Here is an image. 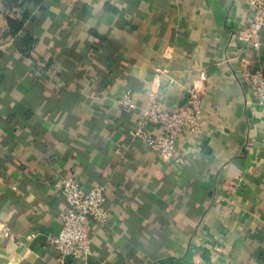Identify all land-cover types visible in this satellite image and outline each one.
I'll list each match as a JSON object with an SVG mask.
<instances>
[{
    "label": "crops",
    "instance_id": "0c3cea01",
    "mask_svg": "<svg viewBox=\"0 0 264 264\" xmlns=\"http://www.w3.org/2000/svg\"><path fill=\"white\" fill-rule=\"evenodd\" d=\"M1 11L0 264H264V104L244 82L264 70V31L249 36L247 0L27 2L29 55ZM194 87L203 129L162 159L135 123ZM62 178L105 186L111 217L91 224L87 259L48 240Z\"/></svg>",
    "mask_w": 264,
    "mask_h": 264
},
{
    "label": "built area",
    "instance_id": "2783aa9c",
    "mask_svg": "<svg viewBox=\"0 0 264 264\" xmlns=\"http://www.w3.org/2000/svg\"><path fill=\"white\" fill-rule=\"evenodd\" d=\"M253 8V18L249 24V36L258 40L264 31V0H247ZM1 5V0H0ZM201 77L205 73L201 72ZM244 82L248 84L264 104V70L245 71ZM125 109L135 110L137 104L128 89L120 98ZM157 123L161 126L158 132H149L148 126ZM204 126L203 100L198 90L189 89L187 102L172 109L161 108L150 104L143 109L134 126V137L147 144L162 159H171L177 154L179 139L185 133L197 136ZM65 197V208L60 213L61 227L58 232L48 237L62 255H72L82 259L93 253L90 238L91 224L107 223L111 211L106 206L105 186L98 184L84 191L80 182L72 178H62L55 183Z\"/></svg>",
    "mask_w": 264,
    "mask_h": 264
},
{
    "label": "trees",
    "instance_id": "16d2710c",
    "mask_svg": "<svg viewBox=\"0 0 264 264\" xmlns=\"http://www.w3.org/2000/svg\"><path fill=\"white\" fill-rule=\"evenodd\" d=\"M27 2L40 4L42 0H1V12L6 18L9 32L14 37L16 47L22 53L29 55L31 49H33L37 43V39L27 26L29 11L26 12L23 19H20L17 15L19 9L23 8ZM23 30L26 31V34L24 36L19 35Z\"/></svg>",
    "mask_w": 264,
    "mask_h": 264
}]
</instances>
